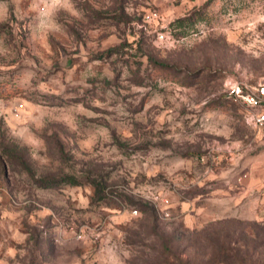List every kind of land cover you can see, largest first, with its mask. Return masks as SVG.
<instances>
[{
  "label": "rangeland",
  "instance_id": "1",
  "mask_svg": "<svg viewBox=\"0 0 264 264\" xmlns=\"http://www.w3.org/2000/svg\"><path fill=\"white\" fill-rule=\"evenodd\" d=\"M263 10L0 0V264H227L215 236L264 225V141L225 90L264 79Z\"/></svg>",
  "mask_w": 264,
  "mask_h": 264
},
{
  "label": "trees",
  "instance_id": "2",
  "mask_svg": "<svg viewBox=\"0 0 264 264\" xmlns=\"http://www.w3.org/2000/svg\"><path fill=\"white\" fill-rule=\"evenodd\" d=\"M206 3L208 2H205V4ZM205 6L206 5H203L202 8ZM201 12L202 11L198 9V13L200 14ZM195 14H197V11L179 17V21L182 22L187 19H192L195 17ZM2 166L4 174L5 163H2ZM87 180L95 186L96 191L100 190V182L96 178L87 176ZM33 181L39 186H49L62 182L78 184L80 182L74 173H63L59 175V177L40 175L39 177L34 178ZM142 210L144 212L148 211V214L154 215L151 206L142 204ZM249 226L250 231L247 232L236 231L235 229L226 232L223 236H226L227 240L221 239L218 235L215 236L214 250L217 262L220 261L232 264L235 262L238 263L240 259L242 260V258L247 257L250 261L249 264H264V225L253 221ZM220 230H222V228ZM234 234L235 236L233 239L232 236Z\"/></svg>",
  "mask_w": 264,
  "mask_h": 264
},
{
  "label": "built area",
  "instance_id": "3",
  "mask_svg": "<svg viewBox=\"0 0 264 264\" xmlns=\"http://www.w3.org/2000/svg\"><path fill=\"white\" fill-rule=\"evenodd\" d=\"M264 20V10L262 13ZM160 38L164 37L160 33ZM227 95L243 108V118L254 131L264 141V79L256 83H249L243 79H233L225 83ZM137 209L132 208L131 213H136Z\"/></svg>",
  "mask_w": 264,
  "mask_h": 264
}]
</instances>
